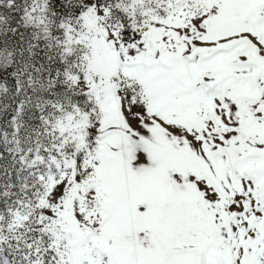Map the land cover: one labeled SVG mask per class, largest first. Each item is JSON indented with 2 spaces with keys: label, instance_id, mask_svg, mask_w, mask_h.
<instances>
[{
  "label": "snow or ice",
  "instance_id": "6c2138e0",
  "mask_svg": "<svg viewBox=\"0 0 264 264\" xmlns=\"http://www.w3.org/2000/svg\"><path fill=\"white\" fill-rule=\"evenodd\" d=\"M0 264H264V0H0Z\"/></svg>",
  "mask_w": 264,
  "mask_h": 264
}]
</instances>
